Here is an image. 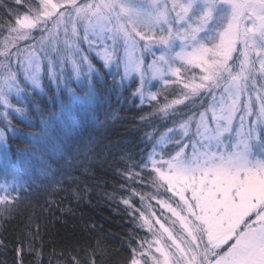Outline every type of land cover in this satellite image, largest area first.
Listing matches in <instances>:
<instances>
[{
  "label": "rangeland",
  "instance_id": "374dc122",
  "mask_svg": "<svg viewBox=\"0 0 264 264\" xmlns=\"http://www.w3.org/2000/svg\"><path fill=\"white\" fill-rule=\"evenodd\" d=\"M41 1L38 14L19 20L12 39L20 46L1 47L0 115L24 84L42 89L45 69L55 81L95 72L93 54L107 67L120 66L126 79L137 76L143 99L155 97L153 81L180 80L182 64L198 68V78L186 83L188 96L172 104L191 103L190 113L163 133L149 157L180 201L163 204L177 225L157 219L154 249L145 253L150 264H214L228 244H213H231L246 222L264 223V147L257 151L264 0ZM177 132L181 146L163 158L161 146ZM7 145L0 126V152ZM17 185L1 179L0 202Z\"/></svg>",
  "mask_w": 264,
  "mask_h": 264
},
{
  "label": "trees",
  "instance_id": "16d2710c",
  "mask_svg": "<svg viewBox=\"0 0 264 264\" xmlns=\"http://www.w3.org/2000/svg\"><path fill=\"white\" fill-rule=\"evenodd\" d=\"M41 9V0H0V53L9 41L20 46L12 39L19 20ZM92 61L95 72L80 80L68 73L55 81L45 69L42 89L24 84L0 115L8 133L0 180L18 182L0 202V264H150L145 250L154 249L156 220L176 228L163 204L180 201L149 157L190 113L191 103L172 104L188 96L186 83L200 70L182 64L180 80L153 81L155 98L143 99L137 76L126 79L94 54ZM180 140L171 135L162 157Z\"/></svg>",
  "mask_w": 264,
  "mask_h": 264
},
{
  "label": "snow or ice",
  "instance_id": "6c2138e0",
  "mask_svg": "<svg viewBox=\"0 0 264 264\" xmlns=\"http://www.w3.org/2000/svg\"><path fill=\"white\" fill-rule=\"evenodd\" d=\"M230 241L231 244L227 241L212 245L213 248H221L228 244L227 249L222 255H218L214 264H264V223L255 220L246 222L238 236ZM212 255L217 257L215 252ZM129 264H135V261H130Z\"/></svg>",
  "mask_w": 264,
  "mask_h": 264
}]
</instances>
